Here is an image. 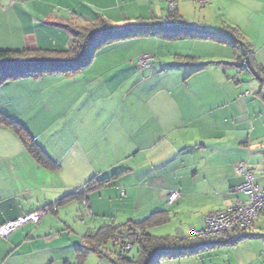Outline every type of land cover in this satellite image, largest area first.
I'll return each instance as SVG.
<instances>
[{"label": "rangeland", "instance_id": "374dc122", "mask_svg": "<svg viewBox=\"0 0 264 264\" xmlns=\"http://www.w3.org/2000/svg\"><path fill=\"white\" fill-rule=\"evenodd\" d=\"M193 10V4L187 7L186 20L202 30L224 26L215 32L221 35L225 25L234 27L230 20H244L221 6L203 14L204 8ZM226 31L230 32L228 27ZM186 32L166 30L158 36L118 40L99 48L92 63L78 72L34 76L52 75L50 84L19 81L26 76L0 83V103L7 107L3 113L25 123L30 134L62 162L54 174L63 178L58 181L63 187L58 198L94 176L113 182L82 200L55 198L39 221H28L13 231L29 226L44 235L49 226L52 238L48 244L41 241L40 249H52V264H115L119 254L137 258L136 244L123 252L120 244L110 243L106 245L110 256L88 252L85 236L104 222L122 226L156 210H168L169 222L154 224L149 233L188 238L193 225L195 231L205 227L204 209L209 213L226 207H219L222 198L209 190L221 172L228 173L230 167L237 171L243 164L253 169L255 179L264 176L263 81L241 65L240 49ZM144 55L151 57L149 66L140 60ZM11 74L1 72L0 81ZM204 170L211 174L208 180ZM144 178L153 186L144 187ZM56 185L54 179L52 186ZM197 189L201 194H195ZM174 191L180 197L170 205L169 193ZM248 235L254 238L216 246L199 258L159 264H264V230L256 227ZM125 242L133 243L127 238ZM39 260L46 261L43 255Z\"/></svg>", "mask_w": 264, "mask_h": 264}, {"label": "crops", "instance_id": "0c3cea01", "mask_svg": "<svg viewBox=\"0 0 264 264\" xmlns=\"http://www.w3.org/2000/svg\"><path fill=\"white\" fill-rule=\"evenodd\" d=\"M241 2L243 4L236 3V0H215L209 4L201 5L194 0H180L176 8L179 15L185 20L189 18L187 7L192 4L194 9L192 12L201 7L204 8L202 14L208 13L215 6H221L224 9L234 11V16H244V20H230L229 22H232L230 23L232 26L244 32L242 35L246 42L251 44L254 49L256 63L264 67V0H241ZM233 4L237 5L234 10L231 7ZM168 5L167 0H0V36L3 35L4 37V39L2 37L0 43V50H66L72 44V35L67 28L68 26L83 27L93 24L100 16L105 18L114 29L137 25H153L159 21L157 19L167 16ZM207 5L209 9H206ZM186 21L194 26V22ZM211 26H215V24H211ZM219 28L207 26L205 29L200 30L220 33L224 26ZM27 77L29 78L20 79L19 81L32 82L36 86L37 84L42 86L46 82L52 83V75H46L42 79L34 76ZM0 87L3 86L0 85ZM38 87L40 86L38 85ZM240 102L242 101L240 100ZM245 105L248 107L249 103L246 102ZM3 108L5 110L7 108L5 103H0L1 111H4ZM24 126L26 127L25 123ZM218 132L222 133V131ZM36 141L48 156L59 164L58 168L52 169L42 166L31 155L14 130L0 126V226L22 216L44 210L42 208L48 207L56 200H61L58 197L63 193L61 189L63 187L61 186L62 183L59 184L58 181L59 179L63 180V178L62 176H55L54 178V174L62 169V162L56 161L55 156L50 152L51 150L49 151V148L38 139ZM129 170L131 172L135 171V169ZM207 171L202 172L205 180H208L207 176H211ZM85 177L81 176V179ZM54 179L57 180L56 187L52 186ZM143 180L144 187L147 185L149 187L153 186L149 178ZM244 180V176L235 171L233 167L229 168L228 173L221 172L218 178H214L216 184L211 183L209 190L222 198L219 207H227L238 201H244L241 199L242 196L244 199L246 198L245 201L247 200L246 195L237 194L233 191L235 187L243 184ZM85 182L75 189L69 190L67 195L73 194ZM255 182L260 189H264V176H256ZM112 185L113 182L109 186ZM180 187L182 191L183 186L180 185ZM167 189H170V187L165 188V190ZM200 192L201 190L197 189L195 194L199 195ZM55 198L58 199L54 200ZM208 210L204 209V217L217 209H213L210 211L211 213H207ZM158 211L164 210H156L154 213ZM129 222L131 221L129 220ZM106 225L111 224L104 222L100 227ZM28 227L12 232L13 234L6 239L0 237V264H24L25 261H29V264H52V249H49V247L43 250L40 249L41 241L48 240V244L50 238H52L49 226H45L44 235L41 231L34 232L33 228ZM256 227L264 230V215L260 216L253 229L235 233L231 236H234L235 240L242 236H245L242 240L250 237L254 238L252 235H247ZM190 228L196 230L195 225ZM182 235L186 236L185 234ZM261 238L264 239V235ZM239 241L241 240L239 239ZM41 255L46 260L44 263L40 260L37 261V258ZM200 255V253H197L162 260L165 263L170 261L178 263L180 262L179 259L195 256L199 258ZM166 259L168 262H166Z\"/></svg>", "mask_w": 264, "mask_h": 264}, {"label": "trees", "instance_id": "16d2710c", "mask_svg": "<svg viewBox=\"0 0 264 264\" xmlns=\"http://www.w3.org/2000/svg\"><path fill=\"white\" fill-rule=\"evenodd\" d=\"M157 20L159 21L153 25H137L114 29L105 18L100 16L93 24H88L83 27L66 26L72 35L71 47L66 50H0V73L12 71V74L5 79H1L0 83L17 76L27 77L52 73H75L89 66L97 55V50L104 45L138 36H158L161 31L167 30L177 32L187 31L184 33L186 36L210 39L221 44L229 45L235 48L236 51L240 49L242 56L239 57V60L241 65H245L264 84V67L256 63L252 45L246 42L238 28L226 26L225 30H223L225 35L202 31L183 19L177 12L176 7L170 10L169 5L167 16ZM227 27L230 32L226 31ZM227 36H233L234 39L227 38ZM0 126L14 130L24 146L42 166L52 169L59 167V164L48 156L23 123L10 118L0 111ZM111 183L112 181H109V178L100 180L94 176L73 194L61 200L84 199L92 190L110 185ZM234 193L236 192L234 191ZM50 206L52 204H49L48 207ZM46 207L42 209L45 210ZM168 214V210L158 211L138 222L133 221L122 226L111 224L102 226L96 231L88 232L85 237L89 242V247L86 250L100 254L101 256H107L109 255V251L106 250V245L112 243L113 245L120 244L124 252L127 244H130L125 242L127 238V240L133 242L130 244L131 246L132 244H136L139 247V256L133 258L119 254L115 256V264H159L164 258H179L191 254H201L208 249H214L216 246L235 245L239 239L242 240L245 236L235 240L234 236L232 237L231 235L251 229L235 230L228 235L229 238L227 239H192L181 235L178 237H156L148 232L151 226L166 224L169 221Z\"/></svg>", "mask_w": 264, "mask_h": 264}, {"label": "built area", "instance_id": "2783aa9c", "mask_svg": "<svg viewBox=\"0 0 264 264\" xmlns=\"http://www.w3.org/2000/svg\"><path fill=\"white\" fill-rule=\"evenodd\" d=\"M169 9L176 7L180 0H167ZM201 5L209 4L215 0H194ZM142 64L149 66L151 57L144 55L141 57ZM237 172L244 176L243 184L237 186L234 191L246 195V201H238L225 207L222 210L213 212L205 218V227L200 231L193 230L188 238L204 239V238H224L228 237L235 230L249 229L255 226L261 215H264V190L260 189L255 183V175L251 169L241 164L237 167ZM180 197L179 192L169 193V204L173 205ZM46 210H40L20 217L11 222H7L0 226V237L7 238L12 232L28 221H39L45 214ZM131 245L127 244L125 251H130Z\"/></svg>", "mask_w": 264, "mask_h": 264}]
</instances>
